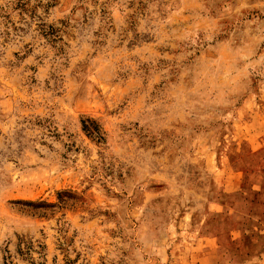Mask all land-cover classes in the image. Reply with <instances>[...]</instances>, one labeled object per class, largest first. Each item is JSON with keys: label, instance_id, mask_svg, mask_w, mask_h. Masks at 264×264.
<instances>
[{"label": "rangeland", "instance_id": "obj_1", "mask_svg": "<svg viewBox=\"0 0 264 264\" xmlns=\"http://www.w3.org/2000/svg\"><path fill=\"white\" fill-rule=\"evenodd\" d=\"M8 262L264 264V0H0Z\"/></svg>", "mask_w": 264, "mask_h": 264}, {"label": "trees", "instance_id": "obj_2", "mask_svg": "<svg viewBox=\"0 0 264 264\" xmlns=\"http://www.w3.org/2000/svg\"><path fill=\"white\" fill-rule=\"evenodd\" d=\"M84 130L92 137H96V138L101 137V135H100L101 132H100L98 126L96 124H93V122L91 124L84 123ZM8 264H9V262H8Z\"/></svg>", "mask_w": 264, "mask_h": 264}]
</instances>
